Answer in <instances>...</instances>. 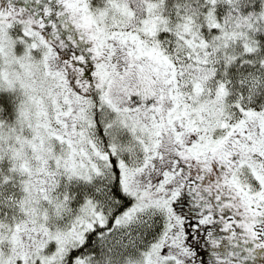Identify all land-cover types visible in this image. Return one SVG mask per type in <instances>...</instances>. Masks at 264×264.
<instances>
[{"label":"snow or ice","instance_id":"snow-or-ice-1","mask_svg":"<svg viewBox=\"0 0 264 264\" xmlns=\"http://www.w3.org/2000/svg\"><path fill=\"white\" fill-rule=\"evenodd\" d=\"M0 264H264V0H0Z\"/></svg>","mask_w":264,"mask_h":264}]
</instances>
